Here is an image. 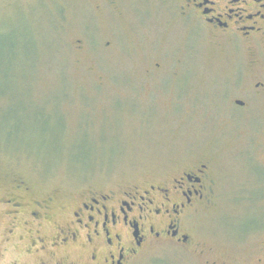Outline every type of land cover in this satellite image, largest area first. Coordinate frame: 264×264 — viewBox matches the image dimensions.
Instances as JSON below:
<instances>
[{
	"label": "rangeland",
	"instance_id": "rangeland-1",
	"mask_svg": "<svg viewBox=\"0 0 264 264\" xmlns=\"http://www.w3.org/2000/svg\"><path fill=\"white\" fill-rule=\"evenodd\" d=\"M118 2L0 0V264L50 260L38 239L89 194L200 163L211 191L182 218L188 244H146L135 264H264V39L195 29L176 0Z\"/></svg>",
	"mask_w": 264,
	"mask_h": 264
},
{
	"label": "flooded vegetation",
	"instance_id": "flooded-vegetation-1",
	"mask_svg": "<svg viewBox=\"0 0 264 264\" xmlns=\"http://www.w3.org/2000/svg\"><path fill=\"white\" fill-rule=\"evenodd\" d=\"M91 1L100 11L120 6L118 0ZM175 4L182 22L221 40L233 42L239 38L261 43L264 39V0H176ZM152 69L159 72L161 66L156 64ZM254 88L264 91V84L257 83ZM234 105L243 109L247 102L236 101ZM207 164L180 172L167 185H149L143 191L128 188L118 195L89 194L72 212L67 232L50 239L52 243L38 239L36 252L48 251L51 255L50 260L39 264H135L146 244L167 240L185 246L189 235L184 231L182 218L205 191H211L207 187ZM4 204L12 208L8 214L21 207L15 201ZM30 215L38 219L36 213ZM76 243L80 247L73 252L86 249L85 256L66 262L65 253Z\"/></svg>",
	"mask_w": 264,
	"mask_h": 264
}]
</instances>
